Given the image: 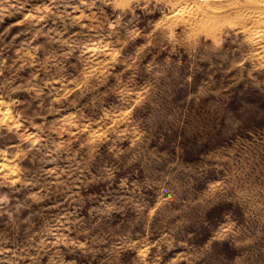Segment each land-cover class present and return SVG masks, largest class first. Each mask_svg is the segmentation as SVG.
I'll list each match as a JSON object with an SVG mask.
<instances>
[{
    "label": "rangeland",
    "instance_id": "obj_1",
    "mask_svg": "<svg viewBox=\"0 0 264 264\" xmlns=\"http://www.w3.org/2000/svg\"><path fill=\"white\" fill-rule=\"evenodd\" d=\"M249 2L0 0V264H264Z\"/></svg>",
    "mask_w": 264,
    "mask_h": 264
},
{
    "label": "bare ground",
    "instance_id": "obj_2",
    "mask_svg": "<svg viewBox=\"0 0 264 264\" xmlns=\"http://www.w3.org/2000/svg\"><path fill=\"white\" fill-rule=\"evenodd\" d=\"M262 1H264V0H262ZM259 2V1H258ZM261 2V1H260ZM259 2V3H260ZM252 4V2H251V0H250V2H249V4ZM254 3V2H253ZM264 3V2H263ZM253 5V4H252ZM251 5V6H252ZM254 5H255V3H254ZM248 5H246L245 7H247ZM228 7V6H227ZM249 7V6H248ZM256 7V6H255ZM250 8V7H249ZM248 8V9H249ZM252 8V7H251ZM244 9V8H243ZM246 9V8H245ZM257 9V8H256ZM260 9V8H259ZM222 10V9H221ZM251 10V9H250ZM252 10H253V8H252ZM264 10V9H263ZM247 11V10H246ZM254 11V10H253ZM261 11V10H260ZM259 11V12H260ZM256 12V11H255ZM255 12H253V13H255ZM261 12H263V11H261ZM257 13V12H256ZM264 13V12H263ZM258 14H260V13H258ZM253 17V16H252ZM243 19V18H242ZM248 19H250V18H248V16H247V18H244L243 19V22L242 23H247L249 20ZM259 19H260V17H259ZM262 19H264V17H262ZM262 19L260 20V21H262ZM256 20V19H255ZM263 22V21H262ZM264 23V22H263ZM249 24L250 25H252V26H256L255 24H257V20L256 21H252V22H249ZM259 25H260V23H259ZM259 27V26H258ZM258 27L256 28H254L252 31H251V37H252V39L254 38V40L256 41V43L261 47V46H263V44H264V36H262V34H261V30H259L258 29ZM262 27V26H261ZM254 42V41H253ZM256 44V45H257ZM30 48V47H29ZM29 48H26V49H29ZM263 48H264V46H263ZM259 49H261V48H259ZM98 54V53H97ZM97 64V63H96ZM8 119V121H9V118H10V115H9V113H8V110H6L5 109V106H3V104L0 102V119ZM2 119V120H3ZM6 123V122H5ZM19 123V122H18ZM21 125V124H20ZM14 128L15 129H19L20 128V126H19V124L18 125H15L14 126ZM32 136H34V135H32ZM22 139V138H21ZM32 139V138H31ZM30 139V140H31ZM24 140V139H23ZM29 140V141H30ZM33 142V141H32ZM34 143V142H33ZM5 170V169H4Z\"/></svg>",
    "mask_w": 264,
    "mask_h": 264
}]
</instances>
